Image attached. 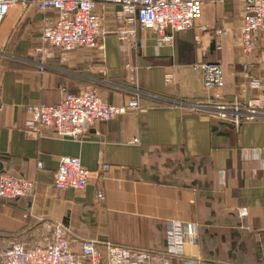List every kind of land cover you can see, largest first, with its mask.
<instances>
[{"label": "crops", "instance_id": "obj_1", "mask_svg": "<svg viewBox=\"0 0 264 264\" xmlns=\"http://www.w3.org/2000/svg\"><path fill=\"white\" fill-rule=\"evenodd\" d=\"M37 1L19 0L0 26V174L38 187L33 201L0 202V253L15 239L42 245L50 239L46 225L59 224L73 240L167 255L170 223H178L193 225L195 236L172 264H264V119L235 126L184 107L244 103L264 93V33L255 35L252 56L238 47L243 0L205 3L195 26L165 43L119 20L118 5L95 0L100 47L63 56L51 49L49 58L39 33L56 13L40 12ZM122 30L134 32L124 51ZM210 63L221 65L223 86L207 91L200 66ZM83 89L119 106L138 91L144 109L98 123L78 141L27 131L29 105H55ZM250 150L260 160L247 157ZM64 157L88 171L85 191L53 189ZM100 189L103 203L95 199Z\"/></svg>", "mask_w": 264, "mask_h": 264}, {"label": "built area", "instance_id": "obj_2", "mask_svg": "<svg viewBox=\"0 0 264 264\" xmlns=\"http://www.w3.org/2000/svg\"><path fill=\"white\" fill-rule=\"evenodd\" d=\"M19 0H0V26L10 9ZM118 5L117 17L126 25L136 23L142 31L157 34L160 41L170 42L173 33L191 30L201 14L205 3H218L223 0H105ZM95 0H38L40 12L54 11L53 20H44L40 28L41 54L51 56L50 50L67 55L76 48L98 49L104 33L101 18L95 13ZM242 25L238 47L242 55L250 57L255 53L257 33H264V0H243ZM167 30L170 34H167ZM217 37L224 31H217ZM121 50L125 43L134 39V32L122 30L118 33ZM218 45V44H217ZM203 72V85L207 91L223 86V72L219 63L200 66ZM264 73V70H263ZM250 86L259 88V82L250 81ZM133 97L123 105L106 104L94 89H83L77 94L65 93L59 103L29 105L26 109L30 117L27 131L36 137L59 138L68 141L80 140L94 125L111 121L128 111H142L138 101L139 92L132 91ZM184 106V105H182ZM194 114L216 117L235 126L241 122L264 119V93L261 97L240 102H198L185 105ZM137 143V139L133 140ZM247 157L260 160L257 151H247ZM264 169V162L260 161ZM40 166V164H39ZM108 170L101 166L99 175ZM89 184V173L78 158H61L53 177L52 187L57 191H85ZM37 183L16 178L7 173L0 174V202L20 198L33 201L37 196ZM98 203L105 201L100 189L96 192ZM169 254L162 255L142 249L129 248L111 243L85 239H71L59 224L46 225L50 239L42 245L26 247L20 239L10 241L0 253V264H172V257L180 254L183 243H189L195 236V227L170 223Z\"/></svg>", "mask_w": 264, "mask_h": 264}]
</instances>
